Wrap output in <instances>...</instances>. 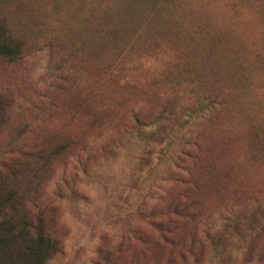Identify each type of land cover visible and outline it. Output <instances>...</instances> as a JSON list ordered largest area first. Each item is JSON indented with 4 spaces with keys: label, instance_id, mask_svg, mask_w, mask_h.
I'll use <instances>...</instances> for the list:
<instances>
[{
    "label": "rangeland",
    "instance_id": "obj_1",
    "mask_svg": "<svg viewBox=\"0 0 264 264\" xmlns=\"http://www.w3.org/2000/svg\"><path fill=\"white\" fill-rule=\"evenodd\" d=\"M98 7L113 15L115 0L0 4V16L20 24L13 33L38 40L24 47L20 60H0V163L22 164L23 177L34 182L30 196L59 241L49 264L140 263L128 234L146 229L139 213L165 210L174 193L166 165L174 150L195 152L204 168L199 232H222L197 264H264L250 258L263 240L248 235L251 228L264 230V0H176L142 28L139 18L120 16L108 41L92 24ZM73 42L87 45L74 62ZM202 62L212 94L224 105L200 128H183ZM187 63L194 72L187 73ZM159 97L169 100L171 123L151 142H133L134 116L150 122ZM93 112L100 123H89ZM73 137L83 143L73 146ZM62 142L64 150L57 147ZM237 190L257 195L261 207L236 199ZM235 213L232 225L226 218Z\"/></svg>",
    "mask_w": 264,
    "mask_h": 264
},
{
    "label": "trees",
    "instance_id": "obj_2",
    "mask_svg": "<svg viewBox=\"0 0 264 264\" xmlns=\"http://www.w3.org/2000/svg\"><path fill=\"white\" fill-rule=\"evenodd\" d=\"M7 1L0 0V4L3 6ZM175 1L115 0V13L110 15L105 9L95 8L93 15L97 21L92 19V24L96 25L97 29L100 28L106 41L112 40V35L116 36L118 33L120 16H124L128 21L139 18L142 28V26H148L154 22L156 18L162 17L165 10L170 8ZM53 4L55 5L56 2ZM14 27L21 28L19 22L0 16V60L8 62L20 60L24 47L38 44L37 36L25 42L17 33L12 32ZM108 27L111 28V31L107 30ZM29 30L30 28L27 26L23 30L27 38L32 34ZM154 33L156 34V32ZM86 48V43L73 42V62L85 54ZM202 63L201 70L196 73L198 78L191 80L194 101L191 106L185 109L188 119L183 128H200L203 122L210 119L216 108L224 105V98L220 100L217 95L212 94L210 82L206 79L207 72L204 69V62ZM191 65L190 63L185 65L187 73L194 72ZM160 99L162 102L157 105L158 110L156 111L158 112L149 119L150 122H145L138 115L134 116V129L131 127V131L134 132L132 133L133 142L149 143L161 133L166 124L171 123L173 114L170 115L168 112L169 100L159 97L158 100ZM84 105L85 103L81 102L78 107ZM159 109L161 110L159 111ZM4 110L5 102L0 96V125L3 121ZM97 114V112H93L89 115L90 124L100 123V114ZM210 139L212 144L213 137ZM82 143L80 139L73 137V146ZM84 145L86 144L84 143ZM229 146L234 149L232 142L229 143ZM57 147L64 150L67 144L62 142ZM172 147L173 145L166 149L162 154L163 158ZM169 157V163L166 165H168L167 168H172L170 175L174 187L171 199L165 206V210L147 212L146 214L139 213V218L146 229L140 227L128 234V237L136 242L135 248L142 259L138 264H150L147 263L149 257L154 258L151 264H197L203 256L206 245H209L210 249L214 251L221 240L222 232L215 233L214 227L204 228L203 234L199 232L200 209L202 200L203 203L205 200L207 181L202 178L203 165L197 166L198 156L195 152L185 153L174 150L169 154ZM22 168V164L12 161L0 163V264H49L59 252V241L48 229L45 211L36 203V199L31 198L30 192L34 182L25 180ZM222 186L223 184H218L217 188ZM234 193L236 199L244 198L255 205L257 209L261 207V199L257 195H250L239 190ZM233 207L230 205L226 208L229 215L234 214ZM229 217L232 218V216ZM234 218H236V213L233 219L226 218V221L232 222L233 225L236 222ZM260 220H263L262 223H264V216ZM230 227L240 235L241 230H237L234 226ZM260 232L261 235H258ZM252 234L253 236L257 234V237L263 240L262 244H257L256 253L250 254V258L253 257L258 262L264 259V230L260 227L251 228L248 235ZM257 237L256 239H258ZM130 238L126 237L125 239L129 242ZM241 247L240 255L246 260V246Z\"/></svg>",
    "mask_w": 264,
    "mask_h": 264
}]
</instances>
